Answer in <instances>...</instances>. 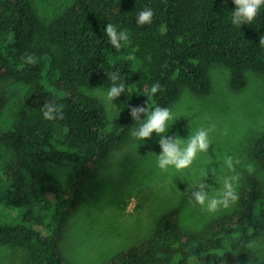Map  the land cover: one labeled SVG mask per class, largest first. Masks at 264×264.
I'll return each mask as SVG.
<instances>
[{
    "label": "trees",
    "instance_id": "trees-1",
    "mask_svg": "<svg viewBox=\"0 0 264 264\" xmlns=\"http://www.w3.org/2000/svg\"><path fill=\"white\" fill-rule=\"evenodd\" d=\"M151 8V24L138 14ZM234 0H73L53 17L35 0H0V89L29 88L16 120L3 121L8 99L0 92V251L20 264H69L62 242L77 212L85 182L133 138L143 122L130 106L171 108L188 90L207 96L212 71L229 70L234 92L248 73L264 77V6L250 24H232ZM111 23L129 41L114 48ZM32 54L34 64L21 59ZM135 55L130 61L127 56ZM120 73L126 92L116 114L89 90H109L107 73ZM159 82L163 91L146 96ZM64 106V119L46 120L42 106ZM258 172L243 182L235 210L198 231L181 224L182 199L161 212L153 229L101 264H264L253 248L264 236V135L251 148ZM54 169H63V179ZM10 256V255H8Z\"/></svg>",
    "mask_w": 264,
    "mask_h": 264
},
{
    "label": "rangeland",
    "instance_id": "rangeland-1",
    "mask_svg": "<svg viewBox=\"0 0 264 264\" xmlns=\"http://www.w3.org/2000/svg\"><path fill=\"white\" fill-rule=\"evenodd\" d=\"M72 1L35 0V4L43 16L51 18ZM229 77L228 69L214 67L213 90L209 95L196 96L186 90L170 108L174 118L169 121L168 136L187 139L201 127L213 128L209 151L199 153L189 169L161 170L157 166V156L162 154L160 136L153 133L144 141L133 137L85 182L82 202L62 242L69 264L103 263L146 236L153 229L155 218L182 199H187V205L181 214V224L189 231H198L235 210L239 198L227 209L209 212L192 195L193 191H199L201 183L213 187L206 189L211 195L213 190L220 189L224 177L238 175L239 197L244 179L258 172L251 148L264 135V77L249 72L248 86L241 92L231 89ZM2 88L0 92L4 91L8 99L3 121L11 124L16 120L17 102L29 88L20 84H4ZM89 93L106 104L110 115L116 114V99L107 101V90L97 88ZM228 156L240 161L235 172L224 165ZM54 172L61 179L67 174L63 169ZM253 248L264 258V236L254 240ZM20 262L18 254L0 251V264Z\"/></svg>",
    "mask_w": 264,
    "mask_h": 264
},
{
    "label": "clouds",
    "instance_id": "clouds-1",
    "mask_svg": "<svg viewBox=\"0 0 264 264\" xmlns=\"http://www.w3.org/2000/svg\"><path fill=\"white\" fill-rule=\"evenodd\" d=\"M235 10L232 11V24L240 27L243 24H250L257 17L260 9L264 6V0H234ZM154 11L151 8H145L138 14L137 24L145 25L151 24L154 18ZM111 45L120 50L123 44H127L129 41V35L127 31H118L117 27L111 23L107 24L104 29ZM260 45L264 46V35L260 37ZM23 61L29 64L35 63L34 55L25 54L21 57ZM127 59L134 61L135 55L130 54ZM108 80L111 81V87L106 93V100L113 102L114 99L121 96L126 92L125 83L120 79V73L113 72L107 73ZM163 91V88L159 82L153 84L149 93L146 95L150 102L151 97L158 92ZM131 117L134 121H141V115H146V119H143L139 128L132 132V136L140 141L150 139L153 133L160 136L159 145L162 149V154L157 156V166L161 170H167L168 168H174L177 171H183L189 169L194 161L197 159L199 153H206L211 146L210 134L213 131L212 127H201L194 134H191L187 139L176 136L166 135L169 131V121L173 120V113L167 107L155 106L154 108L147 103L146 106L134 107L130 106ZM64 106L55 102H46L42 106L43 116L46 120L64 119ZM240 161L233 157L228 156L224 158V165L229 171L235 172V165ZM251 171V168H249ZM213 172V171H212ZM215 176V172H213ZM240 177L238 175H231L224 177L222 186L218 191H212L209 195L207 188L210 185L205 183L199 184V191H193L192 195L197 204L206 206L209 212H216L219 208L223 207L227 209L231 204H234L238 200V181ZM213 188V187H211ZM190 264L195 261V257H190Z\"/></svg>",
    "mask_w": 264,
    "mask_h": 264
}]
</instances>
